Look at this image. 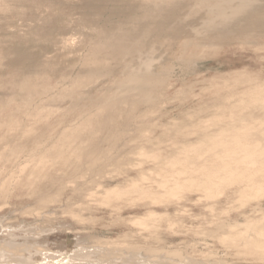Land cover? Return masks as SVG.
<instances>
[{"label": "rangeland", "instance_id": "obj_1", "mask_svg": "<svg viewBox=\"0 0 264 264\" xmlns=\"http://www.w3.org/2000/svg\"><path fill=\"white\" fill-rule=\"evenodd\" d=\"M216 1L0 0V264H264V158L213 141L264 146V0Z\"/></svg>", "mask_w": 264, "mask_h": 264}, {"label": "bare ground", "instance_id": "obj_2", "mask_svg": "<svg viewBox=\"0 0 264 264\" xmlns=\"http://www.w3.org/2000/svg\"><path fill=\"white\" fill-rule=\"evenodd\" d=\"M237 1H239V3H238V5H233V3L234 2H237ZM254 0H218V1H216V3H213V4H211V5H209V6H206L207 8H208V10H209V14H211V17H212V19L210 20L211 22H210V28H213L214 30H217V31H219L220 29H226L227 28V26L229 25V21H232L231 20V18H235V17H237V15H238V13H239V11H237L239 8H248L249 7V5H248V2H253ZM153 3H155V4H153ZM246 3H247V5H246ZM153 4V5H152ZM152 5V6H151ZM151 5H150V8H149V6L147 5V7H146V10H148V8L149 9H152V10H154V9H160V8H158L159 7V5H157L156 4V2L154 1V2H152L151 3ZM207 10V9H206ZM207 10V11H208ZM155 11V10H154ZM138 21V20H137ZM136 21V22H137ZM209 24V23H208ZM209 27V26H208ZM108 38H109V36H108ZM110 41V40H109ZM108 42V41H107ZM110 44V43H109ZM112 44V43H111ZM98 46V45H97ZM237 73V72H236ZM235 75V74H234ZM253 82V81H252ZM259 83H260V81H259ZM262 84H263V82H262ZM249 90H250V92L252 93V97H254L252 100H256V101H258L259 102V100H264V98H263V95H264V84L263 85H258V86H254V88L252 89V87H251V89L249 88ZM246 91V90H245ZM247 92H248V90H247ZM246 92V93H247ZM244 94V93H243ZM247 97V96H246ZM249 98H250V95H249ZM248 101V100H247ZM251 103V102H250ZM253 103H255V102H253ZM264 104V101H261V104ZM262 104V109H264V105ZM259 105H260V103H259ZM257 107V106H256ZM248 108V107H247ZM252 108V107H251ZM254 109H256V108H253V109H251L249 112L250 113H247V114H245V117H247V118H249V119H247V120H251V119H254L255 118V116H254ZM258 109V108H257ZM256 109V110H257ZM241 116V115H240ZM242 117L244 118V113H243V115H242ZM217 119V118H216ZM241 120V119H240ZM234 123H237V122H234ZM239 123V122H238ZM231 124V123H230ZM228 126H229V124H228ZM239 127V126H238ZM237 126L236 127H227V129L226 128H224V130L222 129L223 127H221V129L223 130H221V132L220 133H223V135H226V136H228V137H226V136H224V137H226V138H223V139H208V140H211V142H212V140L215 142L214 144H216V142H217V144H218V142L220 143L218 146H220L221 148H220V151H219V148L218 147H216V149H214V150H218L219 151V153L220 154H218V155H216L215 154V156L214 157H218V159H219V157L221 158V157H228V158H230L231 157V159L233 158V157H238L239 158V160H241V157H243V159L244 158H246V159H249L250 158V160H251V158H252V161H248V160H246V161H248L247 163H248V165L250 164V163H254V161L255 160H253L254 158H259V159H256V160H259L260 161V158L262 159V158H264V146H262V147H259V145L257 146V144L259 143V139L257 140L256 139V142H257V144L255 145H252V146H249L251 143V141H254V140H250L249 139V137H248V134H251V133H249V132H252V131H248V132H246L245 133V131H246V127L245 126H243V127H245V128H243V129H245L244 131H242L240 128H242V126H240V128H238ZM248 130V129H247ZM216 134V133H215ZM217 135V134H216ZM211 138V137H210ZM217 138V137H216ZM252 138V137H251ZM254 138V137H253ZM264 138V137H263ZM242 142V143H241ZM250 143V144H249ZM221 144H222V146H221ZM241 144H242V146H241ZM245 144L247 145V146H245ZM210 145V144H209ZM213 145V144H212ZM240 145V146H239ZM262 145V144H261ZM260 145V146H261ZM203 148V147H202ZM213 148H215V147H213ZM211 149V148H210ZM204 150V149H203ZM208 150V149H207ZM184 151H186V150H184ZM210 151V150H209ZM212 151H213V149H212ZM234 153V154H233ZM238 153H243V154H238ZM189 155V154H188ZM213 155V154H212ZM189 158V157H188ZM238 158H235V160H233V161H235V163L236 164H238L237 162H236V159L238 160ZM212 159V158H211ZM222 159V158H221ZM216 160V159H215ZM224 160H226V159H224ZM223 160V161H224ZM238 160V161H239ZM264 160V159H263ZM263 160H261V162H259L261 165H263ZM263 161V162H262ZM216 162V161H215ZM228 162V161H227ZM245 162V161H244ZM255 162H257V161H255ZM258 162H257V164H258ZM205 163V162H204ZM230 164V167L228 168V166H229V164ZM228 163H224V162H221L220 164H219V166H217V164L216 165H213V166H211L210 167V169H209V167H207V170L206 171H209V172H206L207 173V180L209 181V182H211V180H212V176L214 175V177H215V172H222V171H220L221 169L224 171V173L226 174V169L225 168H228L227 170H231L232 168V165H231V162L229 161ZM242 163V162H241ZM240 163V164H241ZM246 163V164H247ZM202 166V165H201ZM206 166V165H205ZM214 166H217V167H219V169L216 171V169H214L215 167ZM244 166V165H243ZM254 166H256L255 164H254ZM203 167H204V165H203ZM214 167V168H213ZM234 167V166H233ZM239 167V166H238ZM240 167H241V165H240ZM249 167H251V166H249ZM259 167V168H258ZM260 167H262L263 168V166H257V170L259 171H256V173H260ZM197 168V167H196ZM212 168V169H211ZM237 168V167H236ZM201 169V168H200ZM235 169V168H234ZM244 169V168H243ZM245 170V169H244ZM243 170V171H244ZM250 170H251V173L253 172L252 171V169L250 168ZM254 170H256V169H254ZM264 170V169H263ZM263 170H261V172L263 171ZM204 171V170H203ZM226 171V172H225ZM238 171V170H237ZM236 171V172H237ZM242 171V173H244ZM248 171V170H247ZM230 172V173H229ZM229 172H227L228 173V178H233L234 177V174H235V170H231V171H229ZM197 173V172H196ZM245 173H247V172H245ZM244 173V174H245ZM255 173V174H256ZM264 173V172H263ZM191 174V173H190ZM222 174V173H221ZM237 174H238V172H237ZM237 174L235 175V180H237L236 178L238 177L237 176ZM254 173H253V175H255ZM193 175V174H192ZM201 175V174H200ZM216 175H218V174H216ZM245 175H247V174H245ZM245 175H243L241 178L243 179L244 178V176ZM248 175H250V174H248ZM260 175V174H259ZM262 175L264 176V174H261V177H262ZM226 176V175H225ZM225 176H223V177H225ZM237 176V177H236ZM241 176V175H240ZM256 176V175H255ZM255 176H253V177H249V178H246V177H248V176H245V178L246 179H248V182H250L249 184H248V182H247V184L248 185H246V187L247 188H249L250 189V187H254L255 186V184L254 183H257V182H259L260 181V179H257V180H259V181H256L255 182V180H253V179H255ZM202 177V176H201ZM259 177V176H258ZM222 178V177H221ZM240 178V181L242 180ZM252 178V179H251ZM260 178V177H259ZM214 179H216V178H214ZM213 179V180H214ZM224 179V178H223ZM245 179V180H246ZM201 180V179H200ZM206 180V181H207ZM224 180H226V179H224ZM227 180H229V179H227ZM235 180H234V182H235ZM244 180V179H243ZM242 180V181H243ZM244 180V181H245ZM204 181V180H203ZM205 181V182H206ZM207 181V182H208ZM231 181V180H230ZM201 182H202V180H201ZM205 182H203V183H205ZM207 182H206V185H207ZM227 183V182H226ZM258 184V183H257ZM259 184H261V183H259ZM262 184H263V182H262ZM202 185V184H201ZM214 186V185H213ZM258 186V185H257ZM256 186V187H257ZM263 186H264V184H263ZM262 186V187H263ZM256 187H254L255 189H256ZM206 188V187H205ZM241 189V192L242 191H244V192H246L247 194H248V189ZM259 188V187H258ZM258 188L256 189L257 190V194H259L258 193V191H261L260 189L258 190ZM261 188V187H260ZM207 189H208V186H207ZM254 189V190H255ZM247 190V191H246ZM253 189H251V191H252ZM253 190V191H254ZM208 191V190H207ZM263 191V190H262ZM240 192V194H242ZM254 192H256V191H254ZM245 194V193H244ZM246 194V196H248ZM253 194H256V193H253ZM243 195V194H242ZM241 195V196H242ZM249 195H251V193L249 194ZM243 196H245V195H243ZM264 219V218H263ZM226 226V225H225ZM258 241V240H257ZM252 243V242H251ZM135 246V245H134ZM61 256V255H60ZM62 257V256H61ZM70 258V256H69V254L68 255H65L64 257H62L61 259H58L57 260V262L55 263V264H60L61 262H65V259L68 261V259ZM71 259V258H70ZM145 259V258H144ZM66 261V262H67Z\"/></svg>", "mask_w": 264, "mask_h": 264}]
</instances>
